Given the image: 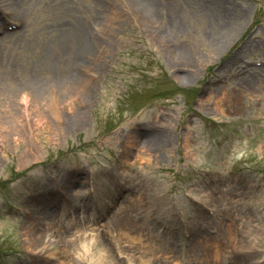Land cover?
<instances>
[{
	"label": "rangeland",
	"instance_id": "obj_1",
	"mask_svg": "<svg viewBox=\"0 0 264 264\" xmlns=\"http://www.w3.org/2000/svg\"><path fill=\"white\" fill-rule=\"evenodd\" d=\"M164 1L171 4L157 3L148 23H164L159 29L162 46L174 53L159 48L150 36L155 28L128 14L125 6L129 10L130 1L122 0L125 6L115 5L120 31L102 42V70H76L63 93V98L70 95L79 78L89 81L83 89L86 105L76 102L69 110L80 116L66 128L50 115L40 122L44 129L37 135L0 139V264H42L48 254L55 256L52 264L61 258L68 264H92L93 247L99 245L107 248L111 264H143L139 259L148 256L154 257L149 264H211L214 245L219 264H264V68L256 72L247 67L252 60L264 61V0H213L216 8L209 0ZM90 2L24 0L22 14L15 12L14 19L26 20V9L38 11L25 36L27 42L43 46L49 43L52 26L88 18ZM226 7L227 20L222 21L216 9ZM172 9L179 23L168 31ZM10 14L0 12V20ZM227 36L230 45L213 53L211 46ZM8 52L4 49L0 58H8ZM243 73L258 75L259 80L243 83L236 78ZM173 85L182 91L160 95L172 91ZM190 112L203 118L186 122ZM162 124H185L186 130L161 131ZM108 179L121 187L108 189ZM89 188L94 189L91 197ZM124 192L131 199L112 210L111 204ZM136 197L142 201L135 203ZM198 204L211 207L214 215L201 212ZM92 208L100 212L99 221L83 218ZM81 211L83 215L69 217ZM119 217L125 221L123 230L143 236L144 243L150 237L163 249L150 254L138 243L129 246L131 240L124 237L117 246L109 233H119V226H113ZM56 218L72 227L95 229L81 256L64 252L84 242L73 246L69 239L80 233H57ZM236 231L238 242L231 245L229 233ZM184 232L191 239L187 241ZM231 249H236L234 254ZM194 254L201 257L190 260Z\"/></svg>",
	"mask_w": 264,
	"mask_h": 264
},
{
	"label": "bare ground",
	"instance_id": "obj_2",
	"mask_svg": "<svg viewBox=\"0 0 264 264\" xmlns=\"http://www.w3.org/2000/svg\"><path fill=\"white\" fill-rule=\"evenodd\" d=\"M129 1V10L132 11L133 14L137 15L141 24H144L147 28L150 27L148 20L152 17H155L156 14L154 7L157 3L160 4V0ZM23 3L24 0H0V10L3 12L7 9V11L12 13L11 17H13L16 15L15 12L22 14L21 10L23 8L21 7L24 6ZM116 4L125 6V4L122 3V0H91L87 8L89 17L86 19L82 18L83 23L80 21H69L68 23L58 27L52 26L53 30L49 35V43L47 45L44 43L43 46H35L34 43L26 41L27 33H29L30 26H32L31 23H33L32 19L38 12L35 10L26 9V11H24L26 20L24 22V26L21 27V30L13 34L11 33V35L3 40L0 39V47L2 48L0 55H3L4 49L9 51L8 58H3L4 56L0 58L1 140L6 142L8 140V136H13L15 138L22 136V134L27 132L37 135L40 129H44V126L40 125V122L48 120L50 115L57 121L58 124H60V122L63 123L66 128L70 127L71 121H73L76 116H80V113L75 111H72L71 114L67 116V114L64 115L62 113V110H71L76 102H79V105L86 104L84 99L87 95L86 93L83 94V89L85 90L87 84L89 85V81H87L85 78H79L77 83L72 87L71 94L65 98L62 96H64L63 93L67 91L69 87L68 80L72 79L75 71L78 70L79 67L86 68L91 65L92 62L89 61V57H94L97 52L96 51L94 54V49H97L100 55L104 37L108 36V38H110L113 36L114 32L120 31L117 30L116 26H114L116 17L113 16V13L116 12V10H114V6ZM111 9H113L112 12H110ZM129 10L125 6V11L127 12ZM175 10L176 9H172L168 14V17L171 20H169V25L166 26L168 31H172L173 28L178 26L179 20L176 21L173 19L174 13L172 12ZM217 13L222 16V21L227 20V16H223L225 13L224 11L222 12L218 10ZM120 16L121 15H119V17ZM22 20L23 19L20 18V21ZM108 24H112L113 26L109 30L106 29ZM161 31L162 30L151 31V34L149 33L150 36H152L151 39L159 45L160 49L165 51L168 49L169 52L174 53L175 49H172L170 46L167 47V45H165L167 49L162 46V35L164 34H161ZM231 36L236 38V34H231ZM228 37L229 36L222 37L220 41L213 44L211 46L212 52H221L228 45H230L227 41ZM39 39L41 41L44 39L41 33L39 35ZM16 41H18V43H22L15 45ZM92 51L93 53H91ZM185 57L189 59L187 55H185ZM26 58L29 59L28 62L26 61ZM256 80H258V78L254 79V81ZM249 86L250 88L254 86L253 81L250 82ZM17 89H19V91H17V95L14 96L13 91ZM54 89H57L56 94L52 93ZM22 94H26V96L25 98L20 99L18 102L17 97L19 98ZM9 100H12V102ZM222 101L223 100H220L217 105H219ZM84 118H82V120H84ZM57 129L61 130L60 133H62L63 130L60 128V126H58ZM55 132L56 131L53 130L51 133L54 134ZM106 186H108V189L113 191L114 188L117 190L120 188L119 182L117 183V187L114 183L110 182V179L106 180ZM105 192H107V190H105ZM101 195H104V191H101ZM139 201L141 202L142 198L136 197L135 203H138ZM117 213L118 212L115 214ZM117 215H119V213ZM120 218L121 217L116 220L114 219L113 223L114 227L119 226V233H115L114 230H111L109 233L110 237L118 240L117 246L121 247V241L124 240V238H128V240H131L129 246H133L134 243H138L144 248L148 249L150 254H153V252L158 248L163 249L162 245L154 243L150 240V237L148 238V242L144 243L143 236L139 237L136 234H130L129 232L123 230L125 227V221L123 222ZM69 223L70 222L65 221L63 218H56L53 227L57 233H61L62 235L81 234V232H84L85 234L87 231H95L89 227H72L75 225L70 226ZM68 226L70 227L67 228ZM234 232L229 233L230 238L228 242L232 245H235L236 241H238L237 238L239 235L238 231H236V233ZM37 243H40V241L33 242L32 245L37 246ZM83 246L84 245L70 248L65 247L64 252L71 251L73 252L72 254L79 255L80 252H82ZM99 247L102 246L99 245ZM30 250L35 252L38 256L41 255L40 251L38 249L36 250V247L35 249L31 247ZM212 251L211 264H219V262L217 263V261H219L218 246L214 245ZM68 256H70V254ZM199 257H201V255L194 254L188 258L194 261ZM103 259H106L108 264H111L112 259L110 253L107 257H103L102 254L97 255L95 253L91 258V262H99ZM139 260H141L143 264H149L150 262L154 261V257L148 256L146 258H140ZM236 261L232 262L231 264H238ZM67 262V260L61 258L60 260L58 259L54 264H68Z\"/></svg>",
	"mask_w": 264,
	"mask_h": 264
},
{
	"label": "clouds",
	"instance_id": "obj_3",
	"mask_svg": "<svg viewBox=\"0 0 264 264\" xmlns=\"http://www.w3.org/2000/svg\"><path fill=\"white\" fill-rule=\"evenodd\" d=\"M93 251L97 254V255H103V257H107L109 255L108 250L106 247H99V246H94L93 247ZM92 264H108V261L106 259H103L99 262H92Z\"/></svg>",
	"mask_w": 264,
	"mask_h": 264
}]
</instances>
